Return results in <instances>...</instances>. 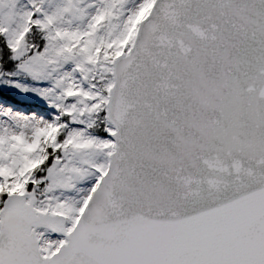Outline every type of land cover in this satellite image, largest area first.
I'll return each mask as SVG.
<instances>
[{"label": "snow or ice", "instance_id": "snow-or-ice-1", "mask_svg": "<svg viewBox=\"0 0 264 264\" xmlns=\"http://www.w3.org/2000/svg\"><path fill=\"white\" fill-rule=\"evenodd\" d=\"M0 264H264V0H0Z\"/></svg>", "mask_w": 264, "mask_h": 264}]
</instances>
